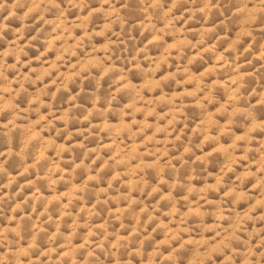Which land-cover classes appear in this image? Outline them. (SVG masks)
I'll use <instances>...</instances> for the list:
<instances>
[{
	"label": "clouds",
	"instance_id": "9594fccd",
	"mask_svg": "<svg viewBox=\"0 0 264 264\" xmlns=\"http://www.w3.org/2000/svg\"><path fill=\"white\" fill-rule=\"evenodd\" d=\"M0 264H264V0H0Z\"/></svg>",
	"mask_w": 264,
	"mask_h": 264
}]
</instances>
